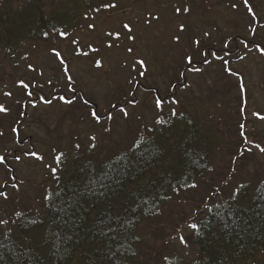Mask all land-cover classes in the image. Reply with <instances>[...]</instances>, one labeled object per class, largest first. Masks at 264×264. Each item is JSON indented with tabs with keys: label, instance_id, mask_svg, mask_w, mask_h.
Wrapping results in <instances>:
<instances>
[{
	"label": "rangeland",
	"instance_id": "1",
	"mask_svg": "<svg viewBox=\"0 0 264 264\" xmlns=\"http://www.w3.org/2000/svg\"><path fill=\"white\" fill-rule=\"evenodd\" d=\"M249 4L255 15L247 10L243 0H148L145 8L136 9L126 7L125 0H119L118 8L110 12L109 18L97 16L92 20L94 28L86 25L76 33L75 43L53 40L48 45L28 47L15 62L3 60L6 93L1 104L8 110L0 112V132L4 134L1 141H6L0 143V155L6 158L5 154L19 148L21 159L8 154L18 177V182L13 179L11 186L7 185L11 181L6 166L0 165V189H7L3 191L7 196H0V220L15 210L39 208L36 195L41 197L46 186L55 183L59 174L56 158L61 154L69 159L82 148L96 152V148L108 142L127 144L164 115L182 108L193 111L200 121L210 119L227 124L221 127L225 147L221 146V156L214 166L213 182L223 185L222 181L228 177L231 180L233 175L252 180L263 174L264 55L250 49L249 42L264 45V0H249ZM185 5L189 11H184ZM178 7L180 12L175 10ZM124 24L130 25L131 33ZM251 24L257 27L255 35L253 29H248ZM240 25L247 26V31L238 30L236 27ZM239 40L243 44L234 48ZM215 45H226V50L222 53ZM129 48L133 51L128 52ZM88 49H95V53L78 55ZM186 55L201 65H192L183 82L176 72L182 63L188 64ZM61 57L64 65L60 63ZM140 59L145 61L146 68L136 64ZM97 60L101 61V67L96 66ZM65 66L67 72L63 70ZM140 71L145 72L144 77L139 75ZM69 75L71 82L67 80ZM20 80L29 87L25 89ZM30 90L32 96H28ZM40 96L52 102L45 103L38 99ZM61 96L72 103L61 100ZM172 96L176 102L169 101ZM155 98L162 100L163 105L155 107ZM113 105L121 107L117 110ZM90 110L101 116L99 123L91 117ZM123 110L127 116L122 114ZM109 113L111 120L107 119ZM105 126L111 131L105 132ZM19 131L22 145L15 139L14 132ZM92 136L96 139L91 140ZM91 144L96 147L92 148ZM33 152L37 155H31ZM228 185L234 186L235 182L231 180ZM200 186L198 190L181 194L185 197L169 205L161 217L164 222L187 220L183 234L181 228L163 224L165 236L166 232L174 233L166 241L158 225L144 226L148 231L143 232L136 264H158L162 257L174 252L186 258L194 256L191 244H186L183 235L188 236L192 230L190 219L197 209L192 202L202 205L199 199L202 200L203 191L211 184Z\"/></svg>",
	"mask_w": 264,
	"mask_h": 264
},
{
	"label": "trees",
	"instance_id": "2",
	"mask_svg": "<svg viewBox=\"0 0 264 264\" xmlns=\"http://www.w3.org/2000/svg\"><path fill=\"white\" fill-rule=\"evenodd\" d=\"M103 3L116 7L103 8ZM145 3L148 0H125L126 7L134 9L145 8ZM118 6L119 0H0V104L6 93L3 60L15 62L25 49L38 44L74 41L95 17L108 16ZM240 27L236 28L247 31V26ZM248 29L257 27L251 24ZM257 44L264 47L249 42L250 49L264 55ZM215 47L226 50V45ZM197 62L192 65H201ZM181 65L176 73L184 82L192 65ZM168 99L176 102L174 96ZM208 120L200 121L193 111L182 108L164 115L127 144L108 142L96 152L82 148L69 159L61 154L58 179L41 197L36 195L39 208L15 210L0 220L6 221L0 223V264H136L143 232L148 231L144 226L158 225L166 241L174 233L165 236L163 224L181 228L183 234L187 220L164 222L161 217L169 205L185 197L181 194L204 183L211 187L203 191L202 205L192 202L197 208L190 219L192 230L183 235L194 256L174 252L158 264H264V173L252 180L233 175L234 186L228 185L229 177L223 185L213 182L214 166L225 147L221 127L227 124ZM14 133L20 142V131ZM2 138L0 143L6 142ZM18 151L9 152L19 156ZM8 154L2 165L11 186L18 177ZM89 186L92 191L81 195ZM61 206L66 211L56 210Z\"/></svg>",
	"mask_w": 264,
	"mask_h": 264
},
{
	"label": "snow or ice",
	"instance_id": "3",
	"mask_svg": "<svg viewBox=\"0 0 264 264\" xmlns=\"http://www.w3.org/2000/svg\"><path fill=\"white\" fill-rule=\"evenodd\" d=\"M243 3H244L245 6H247V10H248L250 13H252V7H251V5L249 4V0H243ZM232 6H233V7H237L236 4H233ZM102 7H103V8H115V7H116V4H115V3H103V4H102ZM175 10H176L177 12H180V11H181V9H180L179 7L176 8ZM189 10H190V9H187V8L184 9V11H189ZM96 11L99 12V11H100V8H97ZM252 14L255 15V13H252ZM89 27H90V28H94L95 25H91V24H90ZM123 27H124L125 29H127V31H128L129 33H131L132 29H131V27H130L129 24H124ZM181 30H183V25H181ZM255 31H256V30L253 29V35H255ZM62 35H63V33H62ZM109 35H112V33H109ZM115 35L118 37V36H119V33H116ZM129 39L134 40L135 37H134V36H129ZM175 39L177 40V42H179L180 37L177 36V37H175ZM73 42L75 43V41H73ZM195 43L198 45V44L200 43V41L197 40V41H195ZM244 47L247 48L248 45L245 44ZM256 47H257V49H258L261 53H264V47H260L258 44L256 45ZM53 51L55 52L56 56L60 57V53H59V52H57L55 49H53ZM94 51H95V49H94ZM132 51H133L132 48H129V49H128V52H132ZM83 54H84V55H87V53H83ZM213 55H215V53H213ZM218 58L223 60V57H218ZM241 59H243V57H241ZM186 60H187V62H188V65H192V64H193V57H192V56H190V55H186ZM203 62H204V63H208L207 59H204ZM223 62H224L225 64L227 63L226 60H224ZM60 63H61V65H64V60H63L62 57H61V59H60ZM95 64H96L97 67H101V66H102V63H101V61H99V60L95 61ZM136 64L140 65L142 68H146V64H145V61H144L143 59L137 60V61H136ZM28 67L31 68L32 65H29ZM63 70H64L65 72H67V71H68V68L65 66V67L63 68ZM192 70H193V71H196V72H200V71H201V69H199V68H193ZM41 74H42V73H41ZM139 75H140L141 77H144V76H145V72H144V71H140V72H139ZM67 80H68L69 82H71L72 77L69 75V76L67 77ZM19 83H20L21 85H23V87H24L25 89H27V88L29 87V85L26 84L23 80H20ZM49 83H51V81H49ZM129 83H135V81H129ZM72 91H74V89H72ZM7 95H11V93H7ZM28 96H32V92H28ZM38 99L43 100L45 103H51L50 100H45V98H44L43 96L38 97ZM60 99H61V100H65V97L62 96V97H60ZM65 102H66V103H72L71 100H66ZM162 103H163V101L160 100L159 98H155V99H154V106H155V107H160ZM112 107L115 108L116 105H113ZM7 110H8L7 108H5L2 104H0V112H6ZM122 114H123L124 116H127V115H128V113H127L126 110H123ZM90 115H91V117H92L97 123H99V122L101 121V116L98 115L97 111H95V110H90ZM107 119H108V120L113 119V117H112V115H111L110 113L107 114ZM13 131H16V130L13 129ZM104 131H105V132H110L111 129L105 126V127H104ZM3 135H4L3 132H0V136H3ZM95 139H96L95 136H92V137H91V140H95ZM76 147L79 148L80 145L77 144ZM91 147H92V148H95L96 145H95V144H91ZM31 155L35 156V155H37V154H36L35 152H33V153H31ZM15 159H16V160H20L21 157H20V156H16ZM41 159H42V157H41ZM56 159L59 160L60 158L57 157ZM121 159H122V158H121ZM4 163H5V157H4L3 155H0V165H2V164H4ZM109 167H111V165H109ZM53 171H56V170L53 169ZM57 179H58V177H57ZM90 185H91V182H90ZM191 187L195 188L196 185L193 184V185H191ZM89 191H92V189H91L90 186H89V188H86V189H85V192H84V193H80V194L83 195V194H86V193L89 192ZM237 191H239V190H237ZM75 194H76V193H74V195H75ZM0 196H5V197H6V196H7V193H6V192H3V191H0ZM46 198L49 199V200L52 199V197H46ZM53 207H55V205H53ZM56 210H57V211H60V212L66 211V209H64L62 206L59 207V208H57ZM0 223H6V221H0ZM192 227H193V228H196L197 225L194 224V225H192ZM180 239H181V241L183 242V237H180Z\"/></svg>",
	"mask_w": 264,
	"mask_h": 264
}]
</instances>
